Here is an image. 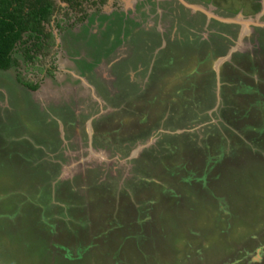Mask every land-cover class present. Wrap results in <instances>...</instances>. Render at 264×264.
<instances>
[{"label": "rangeland", "instance_id": "1", "mask_svg": "<svg viewBox=\"0 0 264 264\" xmlns=\"http://www.w3.org/2000/svg\"><path fill=\"white\" fill-rule=\"evenodd\" d=\"M81 1L0 70V264H264V0Z\"/></svg>", "mask_w": 264, "mask_h": 264}, {"label": "trees", "instance_id": "2", "mask_svg": "<svg viewBox=\"0 0 264 264\" xmlns=\"http://www.w3.org/2000/svg\"><path fill=\"white\" fill-rule=\"evenodd\" d=\"M67 1L75 3L74 0ZM54 6L53 0H0V70H8L17 64L14 51L18 44L25 42V32L30 31L36 35L34 37L38 43L33 46L41 51L40 48L44 45L41 36L45 34L43 23L49 19ZM30 51H34V48L27 46L24 49L23 55L28 60H32L35 54ZM17 78L22 84L30 85L19 76ZM34 171H37V168H34L32 173ZM33 225L38 230L39 224Z\"/></svg>", "mask_w": 264, "mask_h": 264}, {"label": "flooded vegetation", "instance_id": "3", "mask_svg": "<svg viewBox=\"0 0 264 264\" xmlns=\"http://www.w3.org/2000/svg\"><path fill=\"white\" fill-rule=\"evenodd\" d=\"M66 1V3H67V5H68V7L69 8H76V7H78V6H81V3H82V1L81 0H78V1H75L74 0V2L75 3H70V2H68L67 0H65ZM53 2H54V5H55V0H53ZM72 4V5H71ZM58 9L60 10L61 8H60V6H58ZM56 10V8H55V6H54V9H53V11H52V13H51V15H50V17L54 14V11ZM50 17H49V19H50ZM98 17V18H97ZM95 18L96 19H94V21H96V20H99V19H101L102 18V15H98L97 16V14H95ZM49 19L47 20V21H45L44 23H43V30H44V24L45 23H47L48 21H49ZM44 33H45V31H44ZM30 35V36H29ZM34 36H36L33 32H25L24 33V38H25V40H27L26 41V44H29V45H27L28 47H35V46H33V44L34 43H36L37 42V40L35 39V37ZM52 39V35H50V34H48V35H46V33L44 34V36H41V41H43L42 43H44V45H43V47H41L40 48V50L41 51H43L44 50V48H45V45H46V43L44 42V40H47V39ZM38 43V42H37ZM36 46H37V44H36ZM36 48H34V51H30L31 52V54H33V53H35V52H39L38 50H36ZM40 53V52H39ZM148 60H149V62H148ZM150 61H151V59H147V62H148V66H149V72L151 73L152 71H154V69H153V66H154V64L151 66L150 65ZM140 63L141 62H138V66H136V71L137 72H140L141 71V69H142V67H140L139 65H140ZM145 65V64H144ZM148 66H147V68H148ZM132 68V67H131ZM129 77V75L128 74H125V73H123V79L125 80V77ZM167 79V78H166ZM165 79V80H166ZM96 87H97V85H96ZM99 93L101 92L102 94H107L106 93V88H105V91L103 90V89H101L100 87H98V90H97Z\"/></svg>", "mask_w": 264, "mask_h": 264}, {"label": "crops", "instance_id": "4", "mask_svg": "<svg viewBox=\"0 0 264 264\" xmlns=\"http://www.w3.org/2000/svg\"><path fill=\"white\" fill-rule=\"evenodd\" d=\"M9 169V168H8ZM16 178V177H15ZM22 178H24V177H22ZM5 180H7V181H10V182H12V183H10L9 185H12V186H14L15 185V182H17L16 180L15 181H12V180H10V179H5ZM14 180V179H13ZM27 181V180H26ZM8 184V183H7ZM17 185V184H16ZM5 188H7V186L5 185Z\"/></svg>", "mask_w": 264, "mask_h": 264}, {"label": "bare ground", "instance_id": "5", "mask_svg": "<svg viewBox=\"0 0 264 264\" xmlns=\"http://www.w3.org/2000/svg\"><path fill=\"white\" fill-rule=\"evenodd\" d=\"M249 23V22H248ZM245 32V31H244Z\"/></svg>", "mask_w": 264, "mask_h": 264}]
</instances>
